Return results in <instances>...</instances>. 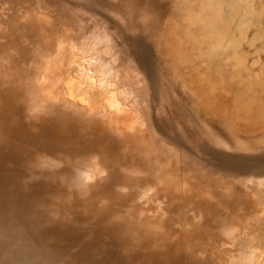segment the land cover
<instances>
[{
  "label": "rangeland",
  "instance_id": "obj_1",
  "mask_svg": "<svg viewBox=\"0 0 264 264\" xmlns=\"http://www.w3.org/2000/svg\"><path fill=\"white\" fill-rule=\"evenodd\" d=\"M0 264H264V0H0Z\"/></svg>",
  "mask_w": 264,
  "mask_h": 264
}]
</instances>
